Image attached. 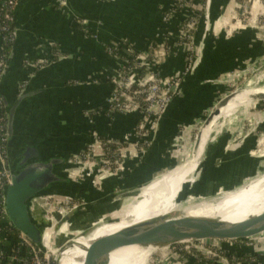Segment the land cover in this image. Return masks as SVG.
<instances>
[{"label":"crops","instance_id":"crops-1","mask_svg":"<svg viewBox=\"0 0 264 264\" xmlns=\"http://www.w3.org/2000/svg\"><path fill=\"white\" fill-rule=\"evenodd\" d=\"M237 1L211 0L207 32L203 33V25L199 23L193 35L196 65L174 89L159 120L153 146L149 145L140 157L127 159L120 174L96 176L97 185L91 178H76L73 176L76 171L70 173L73 177L70 184L53 192L68 194L84 206L70 219L87 215V224L79 230L92 227L103 218L110 220L109 211L115 216L118 206L123 212L126 199L157 177L168 178L164 176L166 173L187 162L189 157L184 155L192 148L191 130L203 122L201 118L210 105L230 89L227 80L264 54V41L234 19ZM64 2L61 5L59 0H20L13 11L18 35L9 55L14 54V63L11 71L0 79V92L10 103L16 97L18 84L21 90L34 94L17 109L8 166L26 145L36 146L45 157L67 160L91 146L95 134L121 139L131 133L138 113H105L120 66L119 57L128 48L143 51L154 46L153 68L164 78L184 68L185 45L178 39L184 11L177 9L173 0ZM199 3L200 0L194 2L202 7ZM166 13L171 16L164 20ZM117 40L121 42L118 47L124 49L109 52V43ZM35 62L40 66H35ZM253 122L256 130L250 128ZM258 123L257 117L247 123L233 121L209 138L198 167L190 174V182L183 180L179 185L183 190L179 192L192 188L190 195L207 197L235 189L262 172L264 151L259 149V132L264 124ZM183 128L187 130L176 139ZM130 141H134L132 136ZM177 141L182 143L180 149L173 147ZM121 189L127 191L119 193ZM67 226L68 222L53 236L54 240L66 233ZM256 245L222 244L227 254L230 251L237 256L247 254L244 256L248 257V264H264V240ZM192 261L187 264H194Z\"/></svg>","mask_w":264,"mask_h":264},{"label":"water","instance_id":"water-1","mask_svg":"<svg viewBox=\"0 0 264 264\" xmlns=\"http://www.w3.org/2000/svg\"><path fill=\"white\" fill-rule=\"evenodd\" d=\"M13 63L14 54L10 53L2 75L11 71ZM19 89L20 85L18 84L16 97L12 103L9 102L5 94L0 92V100L7 114V153L9 152V142L12 141L14 134L17 109L27 97L34 94ZM233 92L216 99L208 108L203 122L193 138L189 156L191 162L195 161L201 130L209 124L218 103L231 99L234 96ZM253 99L256 98L250 97L248 100ZM157 129L158 126L150 147L155 143ZM69 159L65 160L52 155L45 157L36 146L26 145L17 153L9 166L11 183L5 189L3 198L8 223L15 230L23 233L37 247L45 249L46 264H64L66 259L64 251L76 243L78 244L76 239L79 236H87L92 229V227L82 229L53 250L52 248L48 250L43 245V240L47 238L48 243L52 246L53 236L84 208L82 205H76L57 220H52L46 217L49 203L39 196L43 193L54 192L72 182L73 177L70 173L76 172L78 167ZM125 191L127 190L121 189L119 193ZM263 240L264 210L254 220L246 223L229 222L217 216L197 215L178 210L161 213L136 223L129 222L115 231L92 239L88 246L80 244L78 246L84 251L81 264H109L112 252L129 246L151 252L163 248L181 250L228 243H256Z\"/></svg>","mask_w":264,"mask_h":264},{"label":"built area","instance_id":"built-area-1","mask_svg":"<svg viewBox=\"0 0 264 264\" xmlns=\"http://www.w3.org/2000/svg\"><path fill=\"white\" fill-rule=\"evenodd\" d=\"M173 1L177 9L184 11L178 35V39L182 45H185L186 51L183 70L173 73L169 78L162 77L153 68L155 47L152 45L143 51L128 48L125 53L124 50L125 55L119 57L120 66L117 68L113 79L105 113L111 115L115 112H136L139 114L138 121L132 132L121 139L100 137L95 134L94 143L91 146L74 154L69 159L78 167L77 172L73 175L76 178H91L93 184L97 185L96 176L118 175L124 171V164L127 159L140 157L150 145V135L155 132L174 89L180 84L183 77L195 67L197 61L195 49L197 50V47L193 42V35L199 23L203 25V33L207 32L211 0H203L202 9L199 13L193 7L195 0ZM19 2L20 0H0V77L7 59V52L2 50V42L12 44L18 35L13 11ZM59 3L63 5L65 2L59 0ZM170 16L171 14L166 13L163 19L166 20ZM235 20L240 22L239 18ZM256 33L258 34V31ZM120 49H123V46L121 48L118 46L108 47V51L111 53L120 51ZM166 50L168 52L169 49ZM35 66L40 65L35 62ZM1 106L2 101L0 100V108ZM5 119L6 116L0 113V226L8 223L3 198L5 189L11 183L8 153L3 143L6 133ZM254 130L256 129L254 128ZM131 136L134 141L129 143ZM259 137H262L259 146L264 147V130L259 132ZM124 143H128V145L124 146ZM176 144L177 142L174 145ZM39 196L49 203L46 217L52 220H57L61 215L78 205V201L70 195H57L53 192H47ZM16 237L22 246L29 248L32 253L26 257L24 253H3L0 251V264H46V254L38 253L39 249L35 248V245L23 233L18 231ZM251 244L253 247L257 246L256 243ZM223 249L222 245L181 250L171 248L169 251L172 250V254L167 263L164 264H187L189 260L199 261L201 257L210 261V264H245V261L240 257L228 255ZM40 251L42 250L40 249Z\"/></svg>","mask_w":264,"mask_h":264},{"label":"bare ground","instance_id":"bare-ground-1","mask_svg":"<svg viewBox=\"0 0 264 264\" xmlns=\"http://www.w3.org/2000/svg\"><path fill=\"white\" fill-rule=\"evenodd\" d=\"M233 93L234 96L231 99L218 103L209 124L201 130L195 161L188 160L179 166L173 171V177L170 175L163 179L165 181L163 184L156 182L163 181L159 178L151 181L139 192L126 199L127 204L119 219L110 223L99 224L85 237L79 236L76 239L78 244L88 246L92 239L115 231L129 224V222L136 223L168 211L185 210L186 213L221 217V219L229 222L246 223L254 220L264 210V173L252 175L243 185L229 191H221L207 197L190 195L188 199H184L187 195L184 193L181 197H177L178 192L183 190L179 185L183 180L190 179V174L198 167L202 149L207 140L214 138L215 133H219L233 121H239L243 114H247V109L253 104V100L248 99L264 96V86L258 89L234 90ZM247 96L249 98H244ZM225 103L226 105L223 106ZM239 109L242 115L240 114V117L233 120L232 118ZM192 200L195 202L188 204ZM191 209L194 211L192 212ZM78 244L76 243L64 251L66 258L64 264H81L84 251L79 248ZM43 245L48 250L54 249L48 243L47 238L43 240ZM149 253L135 246L121 248L111 253L109 264H147Z\"/></svg>","mask_w":264,"mask_h":264},{"label":"rangeland","instance_id":"rangeland-1","mask_svg":"<svg viewBox=\"0 0 264 264\" xmlns=\"http://www.w3.org/2000/svg\"><path fill=\"white\" fill-rule=\"evenodd\" d=\"M234 6H235V9L233 10V14L235 16L234 19H236V18L240 19L239 23H242L241 27H243V26L249 27L253 30L254 33H256L258 31L259 37H257V38L262 39L264 41V0H238L237 2H235ZM257 38L256 39L254 38V40L260 44V40L259 39L257 40ZM263 46H264V44H263ZM263 55L253 62H248L246 64V66L243 68V71L240 72V74L237 73L235 78L233 76L232 79L227 80V85H228L227 88H230V89H228V91H225L224 95L229 94V93L233 92L234 90L245 89V88L246 89L247 88L258 89V88L264 86V56ZM229 75L231 76V73ZM262 96L256 98L257 100L253 99V104L251 105L252 107H249L247 109V114L242 115L241 114L242 112L239 109V111H237L235 113V116L232 119L235 120L237 117H240L242 115L240 120H243L247 123L248 121H250V119L252 117H257V120L259 122L258 125L264 124V100H263L264 98ZM226 103L223 106H225ZM222 107H220V108H222ZM204 114H205V112H204ZM201 119L203 120V118H201ZM202 120H201V122H202ZM199 127H200V124L196 127V129L193 128L191 130V140H192V138H194V135L197 132V130L199 129ZM252 127L254 130V128L256 127L255 122H253V124H251L250 128H252ZM186 130H187L186 128L185 129L183 128V131H181V132L184 133V131H186ZM182 133H179L177 136L182 135ZM261 139H262V137H259V142ZM181 145H182V143L180 141H177V144L173 145V147L176 149L177 148L180 149ZM259 149H262L264 151V147H259ZM190 151L191 150H189L184 155V157L188 158L190 156ZM175 165H177V164L175 163ZM178 167L179 166H177L176 168H173L172 170H170V172L166 173L164 176L165 177H169L170 175L172 176L173 171H175V169H177ZM260 173H264V170ZM163 179H165V178L161 177L159 180H163ZM249 179H246V181H248ZM189 180L190 179H188L186 181L190 182ZM184 184L185 183H183V185ZM181 188H183V187H181ZM189 189H188L189 191L187 190V192L184 193V194H187L184 199H186V198L188 199V197L190 196V191L192 188H189ZM65 195H68V194H65ZM181 195H182L181 192H178L177 197H181ZM194 202L195 201L192 200V201L188 202V204H192ZM126 204L127 203L125 200L124 206ZM115 210H116V213H114L115 216H112L111 215L112 212L109 211L108 216L111 217V218H109L110 220H106L105 218H103V219L97 220L96 222L91 224V226L93 225L91 231H93L95 229V227H98L99 224L110 223V222H113V221H116L117 219H119L123 213L122 207L118 206V207H116ZM123 211H124V209H123ZM180 211L186 212L185 210H180ZM191 211L193 212L194 210L191 209ZM112 218H114V219H112ZM87 222H88L87 215H82V214H79L77 217L70 220L68 222V226H67L68 228H66L67 229L66 233L59 236L55 240H54V238H52L53 248L58 247L60 245V243L64 242L69 237H72L76 233H78L79 228L86 225ZM88 228H90V227H86L84 229H88ZM79 231H81V230H79ZM41 250L43 253L47 254L43 247L41 248ZM169 250L170 249H168V248L167 249L163 248V249L151 251L149 253V255L147 256V261H146L147 264H164L165 262L167 263L168 259L170 258L171 254H172L171 253L172 250L171 251H169Z\"/></svg>","mask_w":264,"mask_h":264},{"label":"trees","instance_id":"trees-1","mask_svg":"<svg viewBox=\"0 0 264 264\" xmlns=\"http://www.w3.org/2000/svg\"><path fill=\"white\" fill-rule=\"evenodd\" d=\"M200 2L201 3H199V6L202 4L203 0H200ZM197 5L193 4V7L195 8V11L197 13H199L202 8L198 7ZM120 43H121L120 40H117V41L110 42L109 45L116 47V46L120 45ZM1 46L3 48L2 50L7 52V59H6V62H7L8 57H9V50L11 48V44H4L2 42ZM0 53H1V51H0ZM1 77H0V79H1ZM0 113L5 115L6 116L5 120H7V114H6V110H5L4 106H3V104H2V106L0 108ZM5 132H6V129H5ZM3 143L5 144V148L7 149L8 141H7V134L6 133H5V140L3 141ZM0 227H1L0 228V231H1L0 232V251L3 252V253H24V256L29 257V253H32V252L30 251L29 248H27L25 246H22V244L17 239L16 236L18 234V231L15 230L9 223H7V224H5L3 226H0ZM35 248L39 249L38 253H42V251H40V248L37 247L36 245H35ZM232 253L233 252L230 251V252H228V255H235V254H232ZM246 253H249V252H246ZM244 255H247V254H242L243 257L242 256H238V257H240L242 260H244L245 264H248V262H249L248 257L246 258ZM192 262L194 264H210V261H208L204 257H201V260H199V261L198 260H193Z\"/></svg>","mask_w":264,"mask_h":264}]
</instances>
